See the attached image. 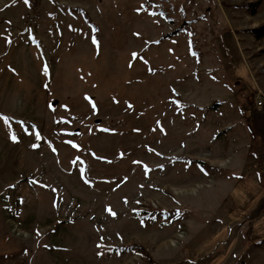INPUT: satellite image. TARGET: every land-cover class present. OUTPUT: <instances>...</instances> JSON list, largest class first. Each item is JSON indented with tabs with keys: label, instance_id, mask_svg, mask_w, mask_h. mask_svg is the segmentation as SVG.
Segmentation results:
<instances>
[{
	"label": "rangeland",
	"instance_id": "374dc122",
	"mask_svg": "<svg viewBox=\"0 0 264 264\" xmlns=\"http://www.w3.org/2000/svg\"><path fill=\"white\" fill-rule=\"evenodd\" d=\"M263 24L264 0H0V264H264Z\"/></svg>",
	"mask_w": 264,
	"mask_h": 264
},
{
	"label": "built area",
	"instance_id": "2783aa9c",
	"mask_svg": "<svg viewBox=\"0 0 264 264\" xmlns=\"http://www.w3.org/2000/svg\"><path fill=\"white\" fill-rule=\"evenodd\" d=\"M260 73H264V67L261 68ZM254 105L257 109H261L264 105V93L258 91L255 95H252Z\"/></svg>",
	"mask_w": 264,
	"mask_h": 264
},
{
	"label": "trees",
	"instance_id": "16d2710c",
	"mask_svg": "<svg viewBox=\"0 0 264 264\" xmlns=\"http://www.w3.org/2000/svg\"><path fill=\"white\" fill-rule=\"evenodd\" d=\"M249 7H252V9L250 11H251V13L252 12L254 13L255 12L254 7H256V5L249 4ZM263 32H264V24L259 26L258 28L249 30V33H251V35H253L256 39L262 38V36L264 34Z\"/></svg>",
	"mask_w": 264,
	"mask_h": 264
},
{
	"label": "crops",
	"instance_id": "0c3cea01",
	"mask_svg": "<svg viewBox=\"0 0 264 264\" xmlns=\"http://www.w3.org/2000/svg\"><path fill=\"white\" fill-rule=\"evenodd\" d=\"M246 54H247V56H251V55H252V54H249V53H246ZM252 61H255V59H254V60L252 59ZM260 81H261V88L264 89V76H263V78H262ZM237 84H239V83L237 82ZM253 109H254L258 114H261V113L264 112V105H263V107H262L261 109H257V108L255 107L254 103H253ZM244 225H246V222L244 223ZM245 236H246V234H245Z\"/></svg>",
	"mask_w": 264,
	"mask_h": 264
},
{
	"label": "snow or ice",
	"instance_id": "6c2138e0",
	"mask_svg": "<svg viewBox=\"0 0 264 264\" xmlns=\"http://www.w3.org/2000/svg\"><path fill=\"white\" fill-rule=\"evenodd\" d=\"M25 2L27 3V0H25ZM94 43H95V41H94ZM134 55V57H135V54H133ZM0 119H3L4 121H5V123H7V118L6 117H2V116H0ZM14 139V138H13ZM110 211V210H109ZM113 215H114V213H112Z\"/></svg>",
	"mask_w": 264,
	"mask_h": 264
}]
</instances>
